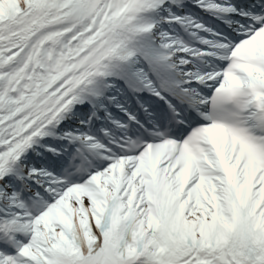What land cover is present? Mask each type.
I'll list each match as a JSON object with an SVG mask.
<instances>
[{
  "label": "bare ground",
  "instance_id": "6f19581e",
  "mask_svg": "<svg viewBox=\"0 0 264 264\" xmlns=\"http://www.w3.org/2000/svg\"><path fill=\"white\" fill-rule=\"evenodd\" d=\"M196 1L201 5L207 2ZM130 3L131 0H103L97 14L91 15V18L84 20L81 25L65 27L64 31H40L37 25L44 24L48 16L60 20L70 14L75 7L72 0H48L44 5L34 4L21 18L27 22L30 29L35 25L36 29L22 31L16 28L19 27L17 24L15 27H8L9 29H0V49L6 46L9 49L20 43L22 37L31 38L29 42L10 51L14 55L11 71L0 75V80L5 79V85L2 86L4 92L0 94V170L6 162L7 155L19 147L18 144L26 136L28 126L40 114L42 104L51 103L55 97L59 98L62 94L69 95L80 87L87 76L100 70L99 64L103 61V56H106L103 42L107 26L122 14ZM210 4L209 2V5H203L205 7L201 8L212 17L213 13L218 14V9L214 10ZM169 16L176 20L174 14ZM190 18L189 13L186 20ZM196 28L199 33L210 35L207 26ZM200 44L204 46L199 49L187 47L182 49L179 67L186 71V75L179 76L186 84L185 90L190 98L201 108L203 103L200 94L204 88H210L217 80L218 59L214 56L215 44L211 40L201 41ZM26 45L34 46L36 51L32 57H36V62L27 60L28 55H25L26 52L23 50ZM6 54H8L6 50L0 51V61H3ZM35 68L40 69L38 75L27 74V72L33 74L32 69ZM175 69V75L181 74L176 67ZM74 71L77 75L71 77L69 73ZM66 80H69L67 83L70 85L68 91L64 85L61 88L59 83L57 84ZM192 90L197 93H192ZM94 108L100 109L97 106Z\"/></svg>",
  "mask_w": 264,
  "mask_h": 264
},
{
  "label": "rangeland",
  "instance_id": "374dc122",
  "mask_svg": "<svg viewBox=\"0 0 264 264\" xmlns=\"http://www.w3.org/2000/svg\"><path fill=\"white\" fill-rule=\"evenodd\" d=\"M26 11L27 10L20 12V14L22 15ZM2 24H4V22L0 23V25H2ZM173 51L177 52V60H176L177 68L180 70L181 75H186V71L183 68L179 67L180 66L179 62L182 59L181 51L176 49L175 47L173 48ZM250 188H252V186H250ZM259 218H260V216H259ZM86 224H88V221ZM186 225H187V227H186V231L184 233L185 237L191 238L193 240L204 241V242H208L213 237L215 227H212L209 224L208 219L204 215L197 213L191 220L188 221V223H186ZM211 227H212V231H211L212 235H210V232H209V229ZM226 227L227 226H224L221 228L220 225L216 226V232L214 235V240H212L208 244H211V243H214V242H217L219 240L224 239L226 237V235L231 231L233 225L231 223L229 224V227L227 228L226 235H225V233L223 231L226 230ZM74 233H75V231H74ZM77 233H81V228L77 229ZM117 235H118V231L113 229L112 225L106 226V237L107 238L114 240ZM134 243H135L134 245H142L143 246L142 240L134 241ZM119 244H120V246L124 247L123 244H121V243H119ZM127 246H129L128 243H126L125 247H127ZM97 247H98V242H96L95 245L93 246V250L95 251ZM144 247H148L150 249V253L148 254V260H150L154 256L155 257L157 256L158 252L156 251L155 246L152 242H149L146 246H143V248ZM83 252L88 253L87 251H83ZM18 259H19L18 261L22 262L23 264H34V253H27V255H22V257L21 258L18 257ZM262 259H264V258H262ZM5 262H6V258L4 259V263L0 260V264H5ZM155 264H163V263H161L158 259H155ZM195 264H208V263L207 262H195ZM221 264H237V263H234L230 258L225 257L224 260L221 262Z\"/></svg>",
  "mask_w": 264,
  "mask_h": 264
},
{
  "label": "trees",
  "instance_id": "16d2710c",
  "mask_svg": "<svg viewBox=\"0 0 264 264\" xmlns=\"http://www.w3.org/2000/svg\"><path fill=\"white\" fill-rule=\"evenodd\" d=\"M34 170H36V169H34ZM41 174V173H40ZM1 192H2V194H3V197H7V196H9V193L4 189V188H1Z\"/></svg>",
  "mask_w": 264,
  "mask_h": 264
}]
</instances>
